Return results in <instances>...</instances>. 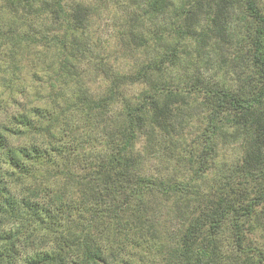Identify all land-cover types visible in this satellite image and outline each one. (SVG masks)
<instances>
[{
  "label": "trees",
  "instance_id": "trees-1",
  "mask_svg": "<svg viewBox=\"0 0 264 264\" xmlns=\"http://www.w3.org/2000/svg\"><path fill=\"white\" fill-rule=\"evenodd\" d=\"M69 1L0 0V89L20 92L33 48L57 54L47 95L0 123V219L20 227L0 235V264H264V0H113L128 13L123 54L154 55L133 74L110 68L98 96L75 69L111 0ZM210 62L230 81L206 76ZM71 82L78 92L63 95ZM133 85L143 88L106 120ZM221 142L239 157L209 172Z\"/></svg>",
  "mask_w": 264,
  "mask_h": 264
},
{
  "label": "rangeland",
  "instance_id": "rangeland-1",
  "mask_svg": "<svg viewBox=\"0 0 264 264\" xmlns=\"http://www.w3.org/2000/svg\"><path fill=\"white\" fill-rule=\"evenodd\" d=\"M146 1L147 0H141L137 4L138 6H143ZM96 2L97 0H70L69 5L71 6L80 4L85 6H96ZM94 13L99 14L98 18L95 16L91 18V24H89V29L86 32L87 37L90 36V39H92V41L95 40L93 44L91 42L89 43L90 47L93 48V52H88L83 62H77V68L75 70L80 73V85L83 88L82 92H89V94H91L92 96H98L103 94L107 89L109 83V73L113 72L110 71L111 69H114L119 65L120 67H122V72L133 74L135 72L136 63L138 64L140 62H143L144 60L147 61L154 54L151 52L143 53L140 58L135 60H129L127 58V55L123 54L124 49L128 48H126V40L122 38L121 29H117V27L119 25L122 26L123 19H125V17L128 15L125 7L111 0L108 1L107 4H101L100 6L97 5V9ZM36 23H39L42 29L49 30L50 24L48 22H45V19H38ZM37 29L41 30L40 28ZM52 29H54V23H52ZM27 46L30 47V45H26V47ZM137 55H140V53H138ZM56 61L57 54L54 48L44 50L43 48L35 47L30 51V53H26L20 58L18 66L22 68V75H20L22 78V86H19L17 82L13 84L14 88H18V90L20 91L19 93L11 91L12 88L9 89L5 87L3 89H0V98L5 99L4 101L0 100V123L8 124V121L12 116H17L18 113L24 111L28 106L35 104L38 99L43 98L42 95H47V77L49 78L53 74L56 67ZM98 64H100V67L98 66ZM213 67L217 68V65L213 64V62H210V65L206 66V76L212 77L217 82L221 83H225L224 81L226 80L230 81L229 77H227L220 71H214L212 69ZM19 81L20 80H18V82ZM62 84L64 85V83ZM23 87H25V92L35 90L36 93L32 91L27 95L25 92H23ZM66 88L65 91H63V95H70L78 92L77 89L73 87V82L68 85L67 89ZM141 88H143V86L141 85H139L138 87H136L135 85L126 87V91L123 93V95H119L116 103L114 102L107 114H105V119L108 120L121 114L124 102L131 100L133 96L137 95ZM38 90L41 91L42 95L38 92ZM11 92H13L14 94H12ZM12 97L15 101L11 99ZM44 101L48 105V97H44ZM92 133L90 132L89 135H94ZM162 135L164 134L159 133V136L162 137ZM139 144L140 145H138L137 148L141 146L144 147L146 145L143 136L140 137ZM216 147V155L213 157V160L215 162L213 161L211 163L212 166L211 169L208 170L209 172L215 171L216 167L219 168L223 165H230L234 163L239 157V148H237L238 146L236 144H223L221 142ZM140 157L144 159V170H150L154 168L152 164L154 163V160L149 159L145 155H141ZM165 165L166 164H164L163 162L160 163V166H162V171L166 170ZM164 172H166V174H164L165 178H168L169 175H173L174 173L172 169L168 170V172ZM155 202V206H158V208L160 207L162 215L166 214L167 212L169 219L172 218L173 211L170 206L172 204L171 201L165 203L163 198L159 197L155 200ZM175 224V221H173L172 223L169 222V228L174 229ZM17 228L20 227L15 225L13 221H5L0 219V235H2L3 232H6V234H10L14 229ZM33 232L36 233V229L33 230ZM22 233L24 235H28L32 232L31 230H22ZM37 236L39 240V234H37ZM18 246L21 247L22 244L20 243L18 244ZM131 252L134 253V251ZM25 256L26 253L23 252L22 257ZM21 263V258L17 259L16 264Z\"/></svg>",
  "mask_w": 264,
  "mask_h": 264
}]
</instances>
